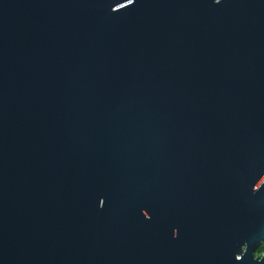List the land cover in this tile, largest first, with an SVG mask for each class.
<instances>
[{
  "label": "water",
  "instance_id": "water-1",
  "mask_svg": "<svg viewBox=\"0 0 264 264\" xmlns=\"http://www.w3.org/2000/svg\"><path fill=\"white\" fill-rule=\"evenodd\" d=\"M264 0H0V264H264Z\"/></svg>",
  "mask_w": 264,
  "mask_h": 264
},
{
  "label": "trees",
  "instance_id": "trees-1",
  "mask_svg": "<svg viewBox=\"0 0 264 264\" xmlns=\"http://www.w3.org/2000/svg\"><path fill=\"white\" fill-rule=\"evenodd\" d=\"M264 249V245L262 244V245H260L259 247H258V249H256V251H255V255L256 256H261L262 254H261V251Z\"/></svg>",
  "mask_w": 264,
  "mask_h": 264
},
{
  "label": "rangeland",
  "instance_id": "rangeland-1",
  "mask_svg": "<svg viewBox=\"0 0 264 264\" xmlns=\"http://www.w3.org/2000/svg\"><path fill=\"white\" fill-rule=\"evenodd\" d=\"M260 245H262V244H260ZM260 245H259V246H260ZM259 246H258V247H259ZM258 247H257L256 249H258ZM261 254H264V249L261 251Z\"/></svg>",
  "mask_w": 264,
  "mask_h": 264
}]
</instances>
